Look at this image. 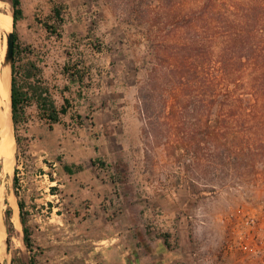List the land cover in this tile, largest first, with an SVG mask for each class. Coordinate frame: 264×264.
Returning <instances> with one entry per match:
<instances>
[{
  "label": "rangeland",
  "instance_id": "1",
  "mask_svg": "<svg viewBox=\"0 0 264 264\" xmlns=\"http://www.w3.org/2000/svg\"><path fill=\"white\" fill-rule=\"evenodd\" d=\"M58 1L67 5L61 39L49 35L41 23L50 14V0H21L23 16L12 28L17 42L30 45L34 54L39 56L42 71L35 79L48 84L61 104L62 98L57 90L67 84L61 68L71 58L79 60L80 52L91 67L90 84L83 97L96 94L93 87L106 70L117 73L115 69L118 68L119 76L128 80L131 88L117 93L118 97L114 98L135 100L134 109L141 116V137L150 177L189 183L190 198L182 209L185 218L178 219L173 232L163 229L161 222L149 219L150 234L146 242L150 243L148 237L153 241L165 239L166 242L173 237L176 245L186 242L194 248L196 264H264V110L257 108L248 115L249 104L254 102L255 96L250 93L251 87L240 82V85L230 83L226 89L216 61L220 47L232 42V26L240 31L241 38L250 35L253 40H258L261 35L263 43L259 44L257 53L264 54V0ZM10 4L13 13L12 0ZM182 16L192 21L180 19ZM256 20L262 25V32L252 28L251 24ZM91 34L109 43L112 51L93 54L86 45ZM6 42L7 37L2 35L1 49L6 47ZM192 42L205 46L204 55H190L194 52L190 46H182ZM179 54L183 55L179 57ZM159 61H164L165 67L153 76L152 67ZM182 61L186 62V67H182ZM231 67L240 68L234 62ZM170 68L185 71L183 83L180 84L177 76L169 72ZM188 68L190 73L186 71ZM254 68L258 67L253 62L241 67L244 80ZM79 91L77 84L71 85L77 113L84 110L80 108L83 97H79ZM210 96L217 101L209 116L212 126L220 120L219 104L223 100H228V111L238 109L239 113L230 119L228 139L217 134L201 137V150L194 159L192 151L187 150L190 147L176 134V127L170 125L175 118L168 114V108L174 106L178 110L176 118L181 112L186 113L185 127L188 129L193 123L190 116L193 115L194 102H201V99L207 102ZM260 102L264 103V96ZM145 103L149 115L144 114ZM36 114V106L28 109V116L32 118L30 122L35 120ZM206 114L202 110L196 114L201 126L208 124ZM90 117L86 119L88 125L93 122ZM63 118L66 122L71 120L69 116ZM74 122L77 125L81 120L75 119ZM24 130L25 127L21 126L19 136L25 137ZM14 137L13 127L11 161L7 164L8 161L0 160L4 224L7 231L6 209L11 208L10 220L14 212L10 197H14L17 204L22 199L32 234V247L28 248L23 240L22 225L18 242H14L16 229L13 225L10 234L6 233L9 254L4 258V264H63L57 255L63 252L66 235L58 218L47 213L49 210L44 204L47 184L43 177L36 176L35 162L28 157V146L23 152ZM219 151H223L221 156L217 155ZM5 168H8L7 173H4ZM79 229L72 227L70 240H77ZM92 236L88 220L79 233L80 243L73 242L80 256L87 258L83 264H94L96 259V254L91 252Z\"/></svg>",
  "mask_w": 264,
  "mask_h": 264
},
{
  "label": "crops",
  "instance_id": "2",
  "mask_svg": "<svg viewBox=\"0 0 264 264\" xmlns=\"http://www.w3.org/2000/svg\"><path fill=\"white\" fill-rule=\"evenodd\" d=\"M115 70H106L93 87L96 94L81 100L82 124L35 118L24 130L35 174L47 184V213L58 218L66 235L57 257L63 264H83L73 242L80 243L89 220L94 264H196L194 248L186 242L176 245L173 237L146 242L149 219L173 232L185 218L190 186L150 177L135 100L116 99L131 84ZM73 226L80 228L76 241L70 240Z\"/></svg>",
  "mask_w": 264,
  "mask_h": 264
},
{
  "label": "trees",
  "instance_id": "3",
  "mask_svg": "<svg viewBox=\"0 0 264 264\" xmlns=\"http://www.w3.org/2000/svg\"><path fill=\"white\" fill-rule=\"evenodd\" d=\"M51 2V11L45 19L41 20L43 27L49 35L56 37L57 39H61L62 37V27L65 24L67 5L59 2L58 0H50ZM13 3V15H14V27L19 19L23 16V10L21 8V0H12ZM262 14V13H261ZM260 17V16H259ZM186 18H189L186 16ZM185 16H182L180 19H186ZM179 19V18H178ZM191 20V18H189ZM192 21V20H191ZM252 28L257 30H262L260 28L262 25L256 22H252ZM232 31L230 33L233 38H231V43H225L221 46L220 55L217 56V62L220 65L221 76H223V81L225 83V88L228 89L230 86H227L230 83H234L235 85H240V82H243L242 85H249L251 87L253 96V103L249 104L248 115L252 114L257 108L264 110V103L260 102L261 97L264 96V54L257 53L259 44L261 45L263 42L261 35L258 40H253L250 35L243 36L241 38L240 31L236 29V26L231 27ZM261 38V39H260ZM88 43H86L87 48L93 54H107L112 51V46L109 43L105 42L99 37H95L93 34L88 36ZM184 47L190 46V50L194 52H190V55H204L206 48L202 44H196V42H192L191 44H184ZM239 46V47H238ZM170 45L167 46V49ZM183 47H180L182 49ZM179 49V50H180ZM186 49V48H184ZM178 50V51H179ZM70 56L72 54L68 52ZM176 55V54H175ZM183 54H179V57ZM177 56V55H176ZM79 60H74L71 58L68 62H66L61 68V74L66 79L67 84L59 90L60 96L62 98V103L59 104L55 98L54 90L49 87L48 84H42L41 79H35L38 74L41 73L42 67L40 64V59L37 54H34V51L31 49L30 45H20L17 42V37L15 35V44H14V60H13V68H12V78H11V107H12V119H13V127L15 131V140L18 145V148H21L23 152L27 150L26 137H21L18 134L20 127H27L30 122L31 117L28 116V109L32 106H36L37 114L36 118L48 122L49 124L55 122H62L64 120V116H69L71 119H79L80 115L76 112V106L73 104V98L71 95V85L77 84L80 88L79 97L84 96V90L88 88L91 79V67L86 63L84 59V54L82 52L79 53ZM178 57V56H177ZM19 61V63H18ZM232 62L238 64L240 68L231 67ZM253 62V65H257L258 68H254V70L249 74L248 78H245L241 67ZM164 61L156 62L152 67L154 70L153 76L156 72H160L161 67L163 66ZM170 65V63H168ZM182 67H186V62H181ZM169 67V66H167ZM190 73L189 68L186 70ZM169 72L177 76L178 81L183 83L184 76L186 75L184 70L176 71L174 68H170ZM179 74V75H178ZM153 76L152 80H153ZM188 76V75H187ZM33 79V81H31ZM220 78V82L222 81ZM228 91V90H227ZM260 92V94H258ZM263 94H262V93ZM69 93V94H68ZM228 97L229 94H226ZM239 100V98H237ZM241 101L244 100L240 98ZM194 111L193 115L190 116V120H192V125L187 129L185 127V114L181 112L180 116H178V110L172 107L168 108V114L171 115L175 120H171L170 125L176 127V134L179 136L180 141L183 143H187L188 147L192 151V155L194 159L199 155V150H201V137L204 136H212V134H217L228 139L229 127L231 124L230 119L234 118L236 114H238V109H226L228 105V100H223L219 104L220 120L216 126H212L210 123V113L212 107L217 103L212 96L208 99V101L194 102ZM144 114L149 115L148 112V104L145 103ZM241 106V105H240ZM203 108V109H202ZM205 111L206 120L208 124L203 126L200 125L198 118H196V114L198 111ZM247 110V108H246ZM180 113V112H179ZM177 120V121H176ZM176 121V123L172 122ZM151 123V122H149ZM82 124V121L80 122ZM168 124V122H165ZM201 127V128H200ZM243 128L244 125H241ZM188 133V134H187ZM187 134V135H186ZM198 136V138H196ZM187 138V139H186ZM206 141V140H205ZM209 143V142H208ZM193 149V150H192ZM225 152V150H224ZM223 151H219L217 155L221 156ZM94 162V161H93ZM15 184L17 183V170H15L14 174ZM17 193V192H16ZM17 195H19L17 193ZM19 206V217L20 222L23 229V240L28 248L32 247V234L31 230L27 225L26 220V212H25V204L22 199L18 200ZM8 207L6 209V226L7 232H10L13 229V223L10 220L11 208Z\"/></svg>",
  "mask_w": 264,
  "mask_h": 264
},
{
  "label": "bare ground",
  "instance_id": "4",
  "mask_svg": "<svg viewBox=\"0 0 264 264\" xmlns=\"http://www.w3.org/2000/svg\"><path fill=\"white\" fill-rule=\"evenodd\" d=\"M12 14L13 13L11 11L10 0H0V38L2 35H4V37H7V34L11 30L12 22H13ZM5 50H6V47L5 48L3 47V49H1V46H0V160L2 159L4 162L8 161L7 164H9V162L11 161L10 151L12 149V128L13 126H12V120H11L10 67L9 65H4L3 63L4 56H5ZM7 169L8 168H5L4 173H7ZM2 189H4V187ZM2 194L3 193L0 187V260L4 264V258L8 256L9 251H7L6 244H5L6 229H5L4 217H3V210H5V208L2 209V205H3L2 200H1ZM9 201H10V205H12V207L14 208L11 221L16 229V234L15 236H13V240L15 243H17L18 237L21 234L20 232L21 222H20L19 212H18L19 209H18L17 201L15 200L14 197H10Z\"/></svg>",
  "mask_w": 264,
  "mask_h": 264
},
{
  "label": "water",
  "instance_id": "5",
  "mask_svg": "<svg viewBox=\"0 0 264 264\" xmlns=\"http://www.w3.org/2000/svg\"><path fill=\"white\" fill-rule=\"evenodd\" d=\"M12 16H13V22H12L11 30L7 34L6 50H5V56H4V62H3L4 65H9L10 67V78H12V68H13V60H14V44H15V33L12 29L14 27V15L12 14ZM11 120H12V126H13L12 107H11ZM5 244H6L7 251H9V237L8 236H6L5 238ZM0 264H3L1 260H0Z\"/></svg>",
  "mask_w": 264,
  "mask_h": 264
},
{
  "label": "built area",
  "instance_id": "6",
  "mask_svg": "<svg viewBox=\"0 0 264 264\" xmlns=\"http://www.w3.org/2000/svg\"><path fill=\"white\" fill-rule=\"evenodd\" d=\"M251 221L254 223V220L253 219Z\"/></svg>",
  "mask_w": 264,
  "mask_h": 264
}]
</instances>
